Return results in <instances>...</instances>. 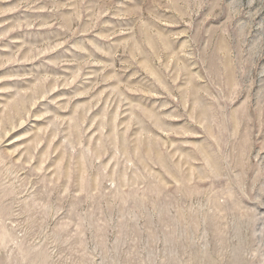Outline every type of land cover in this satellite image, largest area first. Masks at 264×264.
I'll use <instances>...</instances> for the list:
<instances>
[{"label": "rangeland", "instance_id": "374dc122", "mask_svg": "<svg viewBox=\"0 0 264 264\" xmlns=\"http://www.w3.org/2000/svg\"><path fill=\"white\" fill-rule=\"evenodd\" d=\"M0 264H264V0H0Z\"/></svg>", "mask_w": 264, "mask_h": 264}]
</instances>
